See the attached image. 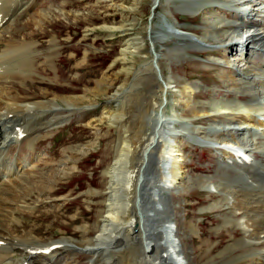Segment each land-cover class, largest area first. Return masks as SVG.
<instances>
[{
  "label": "rangeland",
  "instance_id": "obj_1",
  "mask_svg": "<svg viewBox=\"0 0 264 264\" xmlns=\"http://www.w3.org/2000/svg\"><path fill=\"white\" fill-rule=\"evenodd\" d=\"M230 1L159 0L153 9V0L9 2L6 16L12 15L14 4L20 8L3 26L5 28H0V51L6 40L16 39L32 45L34 51L29 47L31 53H26L25 60L36 53L32 66L23 68L24 77L9 74L0 78V107H4L7 97L18 98L25 103L52 101L54 106L35 110L34 115L37 116L34 120L30 113L26 117L21 114L26 124L24 121L20 127L26 128V134L32 122L40 129L31 146L27 141L26 148L24 142L12 141L4 145L8 158L25 160L18 162L21 167L11 179L5 177L7 169L3 174L5 178L0 179V226L4 231L9 230L35 245L62 239L81 243L96 235L109 182L105 172L113 162L119 145L129 146L138 138V131L144 135V139L152 135L157 120L153 115H144L143 119L141 108L152 104L151 98H157L162 102L166 115L164 135L176 134L175 141L182 156L181 171H184L188 182L168 183V188H158L157 178L164 174V168L156 167L157 149L153 144L146 150V157L150 161L140 167L142 178L135 187V195L144 198L141 252L137 249L135 235L130 230L121 229L122 234L106 240L104 251L97 256L79 251L76 246H67L53 256L51 263L103 264L105 256L110 255L112 259L107 264H111L112 260V264H127L129 260L132 264H139L143 255V259L158 264L159 250L164 248L160 230L165 228L161 220L165 218L172 226V237L177 240V252L184 261L181 264H253L255 257L251 253L262 250L264 246L258 242L251 246L232 245L236 248L227 250V246L240 238L243 231L240 225L224 223L223 215H226L227 208L226 205L219 206V199L223 197L222 193L232 189L244 195L250 192L261 194L264 190V170L256 163H253L256 168L252 166L250 169L251 165H247L251 171L248 175H252L246 178L243 174L247 169L240 171L238 167L232 171L230 165L227 167L216 163L217 154L218 161H223V154L219 151L223 145L232 144L219 138L221 128H228L225 120L230 127H237L236 122L239 117L244 118V112L225 111L220 115L200 116L208 101L228 98L246 100L249 96L245 88L249 80L253 82L249 83L255 87L253 90L264 99L262 88L256 84L262 76L254 77L251 71L264 47H253L256 48L255 52H249L250 58L253 57L250 59L252 64H243L245 61L237 58L240 56H234L237 43L234 47L228 46V40L216 37L214 28L209 26L208 21L214 16L223 19L226 27L242 23L243 16L232 15L234 13L225 8ZM255 1L256 7L264 6L263 0ZM246 3L242 5L247 7ZM250 18L248 21L253 20ZM252 18L260 19L253 15ZM169 28L190 36L172 34ZM191 36L201 44L192 41ZM124 50L125 55L122 53ZM154 55L158 70L152 66ZM227 61L231 62L230 67L226 66ZM15 66L19 68L17 64ZM156 73L161 75L164 85ZM152 77H157L163 91L155 86ZM233 84H237L235 89L232 88ZM113 113L117 115L110 116ZM260 116L264 118V115ZM140 117L143 119L141 128ZM27 118L31 122H27ZM42 118L49 122L39 126ZM7 119L4 117L2 121L9 126L14 119L10 122ZM242 126L245 128L248 125ZM254 128L257 133L246 129L240 131V138L247 141L254 134L253 142H261L259 139L264 130L257 126ZM232 132L236 133L230 131L223 137L229 138ZM32 135H26L25 140L29 141L27 136L32 139ZM17 137L14 139L17 140ZM139 145L137 142L133 144L135 150H131L119 171V177L123 176V183L119 187L121 197L133 186L138 158L142 157ZM255 146L253 143L249 145L253 157L263 164V150ZM5 154L2 155L4 158ZM224 160L226 164L228 161L231 163V159ZM14 164L15 161L7 164L8 169L13 170ZM199 176L207 178L209 182L197 183ZM217 182H220L221 191L211 186V183ZM142 189L146 190L143 192ZM120 226L116 219L111 225V233ZM133 227L135 229L137 225ZM4 236L9 239L8 235ZM25 245L28 247V244ZM19 247L12 256H19L15 254L20 253ZM171 254L177 259L175 252ZM119 255L126 258L121 260ZM163 257L165 259L166 254ZM162 261L163 264H173Z\"/></svg>",
  "mask_w": 264,
  "mask_h": 264
},
{
  "label": "bare ground",
  "instance_id": "obj_2",
  "mask_svg": "<svg viewBox=\"0 0 264 264\" xmlns=\"http://www.w3.org/2000/svg\"><path fill=\"white\" fill-rule=\"evenodd\" d=\"M10 1L11 0H0V14H1L0 23L3 21V17L6 16V13L8 14V11H9L8 7L10 8V5H9ZM157 1H159V0H157ZM16 3H17V1H16ZM242 4L240 5V8L242 7V10H246L247 7L243 6ZM233 7L237 8L238 6L237 7L233 6ZM251 11L254 12L253 16H258L260 19L251 17L250 19H253V20L248 21L249 20L248 15H247V17H245L243 15V19H241L242 23H239V25L235 24L234 26H228V27L225 26V24H226L225 21L223 19H220L219 17H215V16L211 17L208 21V23L210 24L209 26H212L214 28L215 31H213V32H215L214 34H217L216 37L223 38L226 41L228 40V46L234 47L235 46L234 44L237 43V47H235L238 50L237 55L240 56L241 59L244 60L247 64L250 62V59H253V57L250 58V53H249V52H251L250 50L253 47H258V46L264 47V9H262V10H250V12ZM9 13H11V12H9ZM257 13H261V15H259ZM245 19H247V20H245ZM223 26H225V27L220 28ZM3 28H5V27H3ZM171 32H172V30H171ZM172 34L180 35V36L189 38L188 35H181V32H176V33L172 32ZM211 34H213V33H211ZM234 38L236 39V41H234ZM29 47H31V46L26 44L25 42L17 41L16 39L15 40L8 39L3 50H2V52H0V65L5 64L6 61H10V60H16V59H21V58L26 59V57H27L26 53H31V50H29ZM262 51H264V50H262ZM125 52L126 51L124 50L122 53L124 54ZM155 55H154V59H153V63H152V66L154 67V69H155L154 64L157 65ZM259 56H261V57L260 58L258 57L259 59L256 58L257 64L255 66L252 65L251 71L253 72L254 76L255 75L262 76V79L261 80L258 79V82H256V84L258 87L262 88L261 94L263 95L262 97H264V52L262 54H260ZM254 57H255V55H254ZM230 63L231 62H229V61L225 62L226 66H229ZM0 73H6V71H0ZM22 74L24 75L23 72H22ZM7 76H9V75H7ZM157 76L162 81V85H164L165 83L163 82L161 75L157 74ZM26 77H27V74H26ZM152 78H154V83L156 84L155 86L161 88V90L163 91L162 86H159V82H158L157 77H152ZM229 78L232 79V77L230 75H229ZM235 81H237L236 78H235ZM249 81H247V83H248L247 89L245 88V90H247V91H245L246 95L248 93V96H249L246 100H240L239 101L236 98H228V99H225L222 101H217V100L208 101L206 109L203 110V113L200 116L201 117L202 116H208L209 117L210 115L213 116L214 113H217L220 115V113H224L225 111H227L225 113H231V112H235V111L244 112L245 113L244 124H247L248 127H249V125L253 126V127L257 126L258 128L264 130V118H262V116H260V115H264V99L262 100L261 96H259V93L256 90H253L255 87L252 86L253 84L252 85L249 84V83H253V82L252 81L249 82ZM235 87H237V84L232 85V88L235 89ZM242 89H244V88H242ZM165 90H167L166 86H165ZM0 101H2V100H0ZM150 101L152 102V104H149V105L147 104L148 106H145L143 109L141 108V110H142L141 117L143 118L144 115H148V116L153 115L154 118H156V120H157L156 129L153 130L151 132L152 135L148 136L146 139H144L143 138L144 135H142V133L138 131L137 132L138 138L135 141H132L129 146L119 145L117 147V150H116V153L114 156V160L108 166V168L105 172L107 174V178L109 179V182H108L107 190L105 192L106 197H104L105 207H103L101 209L100 214H99L100 220H99V222L97 221V225H96L97 234L92 236L91 238L90 237L86 238L84 240V242H81V243L76 242V240L74 241V240L62 239V240H59L57 242H50V243H45V244H41V245L38 244L41 242L40 241L37 243L38 245H35V243H33L32 241H28L26 238L17 237L15 235H13L12 233L9 232V230L4 231V229H2V227L0 226V264H17V262L19 264H35V262H38L39 264H49L50 259L53 258L54 253L57 252L59 250V248L58 249L55 248V249L51 250L50 252H39V253L32 252L30 250H32L34 248H42L43 249V248H47L51 245L58 244V243L61 244L62 248H67V246L72 248L73 246H76L77 250H79V251L88 252L89 254H91L93 256L96 254V256H97L98 253H100L102 250L104 251V248H103L105 246L104 242L106 240H108L109 238H111L113 235L114 236L115 235L120 236L122 234L121 229L122 230H130L131 234L135 235V241L137 244V249L141 252V249L143 248L142 247V244H143L142 236L144 235V234L142 235V233L144 232V228L141 227V224L144 221L143 217H144V213H145L143 211V207H142V206H144V198H143V196L140 197V195H138V194L135 195V192H136L135 187H136L138 181L141 182L140 179L142 178V173L140 172L141 171L140 167L142 165L143 166L147 165L150 161L149 158L146 157L147 148L148 147L151 148L153 146V144L156 145V149H157V156L156 157L157 158H155V159H157V162H156L157 168L158 167H160L159 169L164 168L163 163H165V161L168 162L167 167L169 166V168H168L167 173L164 172V174L159 175V177L157 178L158 179L157 180L158 188H160V189L164 188V187L168 188L169 184L180 183V181H183V184H186L188 182V180L185 179V175L183 174L184 171H181L182 167H181L180 162H181L182 156H180L179 155L180 153L178 152V150H179L178 146H177L178 144L175 141L176 134L175 133H168L167 135H164L165 129L167 128V125H166L167 122L165 119V117H166L165 110H164L163 106H161L162 102L159 101L157 98L156 99L151 98ZM4 102H5L4 107L2 109L0 107V156H2L4 153V150H5L4 144L7 143L11 138H15L16 136H18L19 132L24 133V136H23L24 139H26V135L33 134L32 129H33V127H35V124L33 122H32L33 125L30 127L31 130L30 129L27 130V134H26V128L23 129L22 127L21 128L16 127L17 123L19 121H21V124H24L23 122L25 121V124H26V119L25 118L23 120L21 119L22 115L24 117L30 116L29 112H31L32 109L33 110H38V109L41 110V109L48 108V106H54V103L52 101L25 103V102L19 100L18 98H12V97H9V98L7 97V99L4 100ZM158 109H159V112H158ZM8 114H11L10 121L14 119V121H13L14 126H12L10 128H7L2 122V119L4 117H6ZM40 114H42V113H40ZM15 115H16V117H14ZM116 115H117V113H113L110 116L115 117ZM141 117L138 119L139 120V128L142 127L143 123H140V122H142V120L144 119V118L142 119ZM15 118H17V119H15ZM224 119H226V118H224ZM52 120H54V119H52ZM27 122H31V119L27 118ZM47 122H49L48 119L42 118L40 123H39V126L43 125V124L45 125ZM50 122L52 123V121H50ZM225 123L227 124L226 126L228 128H225V127L221 128L220 127L222 129V131L220 130L221 132H219V133H222V134L219 135V138H221L222 141H226V142L228 141V142H231L232 144L231 145H225L224 144L223 145L224 149L221 148L219 150L220 153L223 154V161L222 162L225 161L224 163H226V160H224V159H231V163L228 164V165H230L231 168L233 167L237 170V168L240 167V169H238V170L245 171L247 169V165L248 166L251 165L249 167L251 169V167L254 165L250 161V157H249L250 152H251V150H250L251 148L250 149L247 148L246 146L249 144L246 145L245 143H247V142H250V144L253 143L256 145L255 147H258L259 149L261 148L264 152V132L261 133V134H263V140H261V142H259V141L255 142V143L253 142L254 134L252 135V137H250V138L248 137L247 141H243L242 138H240L241 135H239V134H241L240 131H242L246 128V127L244 128L242 126L243 125L242 121L236 122V125L238 128L237 127H230V123L226 120H225ZM225 123H223V124H225ZM7 125H8V123H7ZM226 131H228V132H226ZM230 131L236 132L235 133L236 135L233 134V132H232V134H230L229 138L226 139L225 137H223L224 135H228ZM27 137H28L30 142H32V140H34V138H35V137H32V139H31L30 136H27ZM176 138H177V136H176ZM135 142L140 144L138 147V150H139L140 155L142 157L138 158V160H139L137 162L138 165L136 166L137 168H136V171L134 172L135 174L133 176V178H134V180L132 182L133 186L130 188L129 191H126L122 194V197H123L122 198L120 193H119L120 192L119 187L123 183V180H122L123 176L121 178L119 177V173H120L119 171L122 168V166L126 163V161L128 160L129 155L131 153V150H135L133 147V144H135ZM2 157L3 158H1V160H0V174H4V171L6 169H7L6 172L10 173L11 169H8V165H7L10 162L6 161L4 156H2ZM246 157H248V159H246ZM144 159H146L145 162H144ZM239 164H241V165H239ZM17 165L21 166V164H17ZM249 168L245 171L246 174H243V176L246 175V178H250L248 175V172H251V171H249ZM263 168H264V162H263ZM16 173H17V171L15 173L13 172L12 175H14ZM223 175L221 174V176H223ZM236 179L238 180V178H236ZM196 180H197V183H200V184H206L208 181L207 178H202L200 176H199V178H196ZM139 182H138V184H139ZM219 184L218 183H211V186H213V188L218 190ZM221 186H223V185H221ZM230 187H232V186H230ZM222 188L225 190V187H222ZM145 190L146 189H142L143 192ZM219 191H221V190L219 189ZM242 192H244V191H242ZM261 192H262L261 193L262 195L258 194V193L254 194L253 192H250L249 194L247 193L248 195H244L243 193L239 192V190L237 191V189H232L229 192L227 191L229 196L227 195V193H224V194L222 193L223 197L221 195L222 198L219 199V206L226 205V208H227L225 211L226 215H223L224 216L223 217L224 223H232L235 225H240V226H242L241 230L243 231L242 236L240 238H238L237 240H234L232 243H230L227 246V250L234 249V248H236L235 246H245L246 244L251 246V244L258 243V242H261L262 243L261 245L264 246V190H262ZM122 199H125V200L122 201ZM116 219H118V222H120L121 228H118V229H116V231L114 233H111V225L116 222ZM131 220H132V222H131ZM133 221H135V222H133ZM161 221L164 223L163 226L165 228V229L160 230L161 244L163 245L164 248H163V250L160 248V250H159L160 259H158L157 261H158V264H163L164 262L162 260H166L167 262L172 263V260L169 259V257H170L169 255L171 254L172 251L173 252L176 251L175 250L174 237H172L171 229H170L169 222H168L169 220L162 218ZM135 224L137 225V228L134 229L133 225H135ZM142 226H143V224H142ZM163 230H164V232H163ZM145 231H147V230H145ZM4 234L8 235L9 239H6ZM145 240H147V239H145ZM25 243L28 244V247L25 245ZM110 243H111V241H110ZM145 244H147V242H145ZM232 245H235V246H232ZM17 246L21 247V249L19 250L20 253H15V254H18L19 256L14 257L12 255L14 254ZM147 247H148V244H147ZM163 254H166L165 259H163L164 258ZM175 254H176L177 259H179L180 258L179 252H175ZM251 255H254V257H255L253 264H264V247L262 248V250H258V251L251 253ZM118 257L120 258V255ZM142 257H143V255L140 256L139 264H152L150 260H148L146 258L143 259ZM125 258L126 257H123L120 259L123 260ZM111 259L112 258L110 255H108L107 257L105 256V258H104L105 261L102 259V261H104L103 264H107ZM112 262H113V260H112ZM112 262H111V264H112ZM124 264H125V262H124ZM127 264H132V261L129 260ZM156 264H157V262H156Z\"/></svg>",
  "mask_w": 264,
  "mask_h": 264
},
{
  "label": "water",
  "instance_id": "obj_3",
  "mask_svg": "<svg viewBox=\"0 0 264 264\" xmlns=\"http://www.w3.org/2000/svg\"><path fill=\"white\" fill-rule=\"evenodd\" d=\"M157 3H158V1L157 0H154L153 2H152V6H151V8L153 9L156 5H157ZM155 65V68L158 70V67H157V65L156 64H154ZM159 75V74H158Z\"/></svg>",
  "mask_w": 264,
  "mask_h": 264
}]
</instances>
